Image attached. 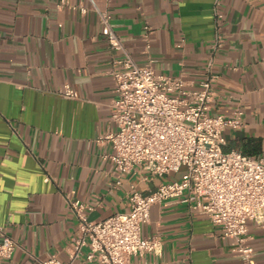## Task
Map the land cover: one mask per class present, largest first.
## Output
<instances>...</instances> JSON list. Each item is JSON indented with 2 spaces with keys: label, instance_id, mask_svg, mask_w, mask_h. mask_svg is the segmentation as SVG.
Returning <instances> with one entry per match:
<instances>
[{
  "label": "crops",
  "instance_id": "obj_1",
  "mask_svg": "<svg viewBox=\"0 0 264 264\" xmlns=\"http://www.w3.org/2000/svg\"><path fill=\"white\" fill-rule=\"evenodd\" d=\"M98 11L110 13L138 65L180 76L188 89L214 75L210 113L241 112V126L224 131L225 148L264 156V0H0V227L17 244L0 264H43L50 254L67 263L79 235L68 200L100 221L128 210L132 186L146 193L177 176L151 177L138 166L120 175L108 158L101 138L115 128L109 70L120 53L109 48ZM216 31L223 44L213 52ZM66 83L75 98L59 94ZM141 233L158 235L162 249L131 264H245L233 238L174 200L153 204ZM247 236L255 264H264V225L249 222Z\"/></svg>",
  "mask_w": 264,
  "mask_h": 264
},
{
  "label": "built area",
  "instance_id": "obj_2",
  "mask_svg": "<svg viewBox=\"0 0 264 264\" xmlns=\"http://www.w3.org/2000/svg\"><path fill=\"white\" fill-rule=\"evenodd\" d=\"M75 8L86 12L83 6ZM98 16L109 48L120 53L109 70L114 82L111 121L115 128L101 138L111 145L108 158L120 175L138 166L151 177L177 176L146 193L132 186L128 210L100 221L88 218L86 210L91 207L84 202L68 200L79 230L67 248L69 262L50 254L43 264H72L81 258L131 264L133 255L159 254L160 237H144L141 228L149 221L150 207L168 200L207 216L224 236L235 240V251L243 262L255 264L247 232L249 222L264 225V156L225 148L224 131L241 126V112L232 116L210 113L215 93L214 75L209 72L198 88L188 89L180 76L156 74L149 64L138 65L112 27L110 13L98 11ZM215 16H222L217 8ZM222 44L216 31L213 52ZM212 64L213 56L208 59V71ZM59 94L77 96L67 83ZM16 245L0 227V261L10 259Z\"/></svg>",
  "mask_w": 264,
  "mask_h": 264
}]
</instances>
